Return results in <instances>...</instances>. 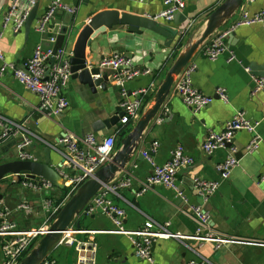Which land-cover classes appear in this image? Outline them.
Instances as JSON below:
<instances>
[{"label": "crops", "instance_id": "crops-1", "mask_svg": "<svg viewBox=\"0 0 264 264\" xmlns=\"http://www.w3.org/2000/svg\"><path fill=\"white\" fill-rule=\"evenodd\" d=\"M224 1L184 0L185 8L176 19L177 25L159 21L173 30H183L188 21L193 22V28L184 36L179 33L175 35L170 47L164 46V38L150 31L143 30L140 35H136L130 34L127 27H114L95 40L96 49L92 62L98 66L103 58L120 53L130 56L136 67L152 71V76H140L126 83L129 95L139 89H150L149 94H153L142 115L152 105L154 93L177 56L191 41L199 37L207 16ZM10 2L11 0H0L1 48L7 62L23 66L32 57L35 48L46 42V36L36 30V23L45 14L52 0L36 1L38 20L32 23L28 35H25L24 29L14 34L10 27H3V17ZM66 2L71 5L74 3L73 0ZM19 7L22 9L23 5ZM77 8L75 17L65 13L57 14L47 33V37L56 35L57 44L60 31L64 27L73 26V35L66 36L62 44L70 53L76 35L87 23L90 13L117 10L154 18L164 7L161 0H89L87 4L81 1ZM242 8L253 15L264 9V0H244ZM241 9L229 19L226 27L216 33L234 27L240 20ZM182 18L183 23H178ZM205 44L190 62L195 66L192 84L199 93L211 96L212 103L195 112L186 107L176 95H169L158 114L161 117L166 113L164 121H153L144 136L149 137L153 144H158L155 153L149 156L153 163L142 156L147 151L143 141L138 145L137 153L131 156L125 170L117 173L110 184L118 185L129 180V187L121 188L116 193L107 191L106 199L124 211L122 225L128 232L140 231L146 222L152 221L154 229L156 225L170 223L168 230L171 233L193 237L196 235L197 225L184 212L188 206L202 205L209 215L211 233L214 236L243 242L217 248L216 244L210 242L157 239L153 249L151 248L154 264H264V180L261 181L264 177V93L252 94L253 78L258 76L250 70V65H255L259 71H264V29L259 25L235 27L225 39V53L215 61L203 55ZM89 52L87 49L88 56L91 54ZM229 52L235 56V60L231 62L227 61ZM108 79L105 91L99 88L92 93L86 86L70 78L62 90V97L67 101L68 108L54 117L39 111L40 100L36 94L20 85L10 74H2L0 118L12 124H24L32 140L29 153L37 162L45 160L44 149L49 147L54 168L62 160L61 152L64 149L59 139L65 134L76 137L91 134L99 141L113 135L116 153L121 148V139L134 125L122 126L119 122L113 126L106 125L123 100L120 89L111 78ZM218 89L225 90L227 103L216 96ZM237 114H243L246 119L257 123L254 135L260 139V144L255 152L247 153L245 148L253 135L245 131L238 132L233 143L238 149V165L232 170L229 179L223 180L215 167L226 158L227 150L220 149L207 156L200 148L210 132H222L226 122ZM15 145L16 141H9L0 145V150H8L16 156ZM178 146L193 161L190 167L181 169L176 176V184L188 202L184 203L173 190L164 186H155L139 195L142 184L153 170L152 164L164 165ZM195 178L218 184L217 191L205 204L192 187V179ZM0 196V210L6 208L9 211L8 220L19 231L49 227L57 212L53 213V210L46 208L44 201H51L54 207L60 209L70 198L66 192L53 185L32 190L21 184L17 188L0 184ZM22 203L29 206L28 211L18 209ZM76 223L80 224V230L88 232L76 237L79 240L92 238L96 244L95 264H150L135 257L129 237L116 233L112 220L102 211L91 215L85 213ZM72 228L78 229L75 224ZM1 241L2 238L0 246ZM75 257L73 247L58 243L47 260L54 264H75ZM2 258L0 247V264Z\"/></svg>", "mask_w": 264, "mask_h": 264}, {"label": "built area", "instance_id": "built-area-1", "mask_svg": "<svg viewBox=\"0 0 264 264\" xmlns=\"http://www.w3.org/2000/svg\"><path fill=\"white\" fill-rule=\"evenodd\" d=\"M37 0H11L10 5L3 17V27H10L14 34H18L24 28V24L36 5ZM80 3L82 0H73ZM152 1V0H142ZM163 3V11L159 13L155 20L161 22H171L177 13H181L185 8L184 0H161ZM256 0H250L254 2ZM20 5L23 8L20 9ZM241 9V8H240ZM78 12L77 6H73L66 0H52L45 14L37 21L36 30L46 36V42L38 45L32 57L23 66H17L14 63L7 62L1 48L0 36V75L10 74L15 81L28 89L30 92L39 97V111L47 112L48 115L57 117L68 108L67 101L62 97V90L66 87L71 78L69 58L71 53L65 47L55 49L56 35L47 37L49 27L54 23L55 16L59 13H65L70 17H75ZM259 25L264 29V9L250 15L247 11L241 9L240 20L228 31L215 33L205 44L203 55L209 60L215 61L226 51L225 39L238 26ZM193 28V22L188 21L184 29L179 30L180 35ZM68 37V36H67ZM46 47H49L45 49ZM235 60L232 52L228 54V62ZM98 67L102 72L108 73L120 89L122 102L120 109L123 113L119 120L122 126L135 124L142 113L143 98L147 96L150 89H139L132 95H129L126 89V83L139 78L140 76H152L150 69H141L135 66V62L130 56L114 53L102 59ZM195 72V66L189 64L175 79L171 94L180 98L182 103L194 110L200 111L213 101L211 96L199 93L192 84V75ZM110 74V75H109ZM152 86V85H151ZM152 92V90H151ZM264 93V78H253L252 94ZM221 101L227 103L226 92L224 89L216 91ZM166 113L156 118V122L162 123ZM257 123L245 118L243 114H237L226 122L224 130L219 133L210 132L201 145V151L207 155H213L217 150L226 149L227 156L215 169L223 180L229 179L232 170L238 165L237 153L238 149L233 144L235 136L240 131H245L253 135L252 140L245 148L247 153L255 152L260 144V139L254 135ZM9 141H16L17 159L21 161L37 160L29 153L32 140L24 124H12L0 118V145ZM60 145L63 147L61 152V163L57 167L62 183L69 189V195L73 194L76 189L92 177L100 168L108 164L114 154L115 136H109L102 140H97L94 135L88 134L82 137H76L72 134H65L59 139ZM158 144L154 143L151 152L155 153ZM142 156L150 163L153 160L147 152H143ZM193 161L184 154L182 147L178 146L170 155V159L162 166L153 165V170L149 177L142 184L139 195L150 191L155 186H164L173 190L176 195L187 203L188 199L180 191L176 184V176L183 168L190 167ZM3 180H10L12 184L20 183L22 187L32 190H40L43 187L52 186L45 180L33 181L25 175H9ZM264 177H262V180ZM129 180L122 181L118 185L109 186L97 194L85 209L88 215L102 211L113 222L116 227V233L129 237L134 255L137 259L154 264L152 257V244L157 239H176L178 241L193 240L199 242H210L216 244L219 248L222 245L232 243H243L235 239H229L224 236H214L211 233L210 218L203 206H188L184 215L197 225L196 235L193 237H184L182 235L173 234L168 230L170 223L164 225H156L148 221L140 231L128 232L123 228L122 222L125 217L123 210L114 206L106 199V192L116 193L121 188L129 187ZM192 187L201 197L203 204L207 203L211 196L217 191L218 184L216 182L207 181L201 178L192 179ZM45 207L53 210V213L59 211V208L53 206L51 201H44ZM19 210L28 211L29 206L22 203L18 206ZM9 211L5 208L0 210V238L2 264H19L21 259L30 251L33 243L38 238L44 236L48 231V226L29 231H19L15 225L8 220ZM88 232L71 228L63 234L60 244L74 247L75 264H95L96 263V244L92 238L87 240H78L77 235H86ZM204 233V234H202ZM202 234V235H201ZM41 264H54L52 261L44 260ZM190 264H195L191 262Z\"/></svg>", "mask_w": 264, "mask_h": 264}, {"label": "water", "instance_id": "water-1", "mask_svg": "<svg viewBox=\"0 0 264 264\" xmlns=\"http://www.w3.org/2000/svg\"><path fill=\"white\" fill-rule=\"evenodd\" d=\"M87 4L89 0H82ZM244 0H225L207 18L203 31L194 41H191L184 50L177 56L173 64L168 69L162 83L154 93L152 105L144 111L139 120L134 124L132 130L120 141L121 148L113 154L111 160L100 168L92 177L82 183L72 196L65 202L56 217L48 227L47 233L42 236L34 247L21 259L19 264H41L47 259L50 252L58 245L63 234L68 232L73 225L80 228L77 220L85 215V209L95 196L102 190L109 188L114 176L125 170L126 165L135 155L138 145L145 142L146 152L152 155L153 143L149 137H144L147 129L156 120L159 112L162 110L175 79L190 64L193 56L199 49L221 28L226 27L228 21L237 10H239ZM74 1L73 6H78ZM37 7L31 10L25 24L24 32L28 35L30 27L35 20ZM87 23L80 29L74 40L71 56L69 58L71 79L77 80L81 85L86 86L92 93L97 89L106 90L109 82L108 75L102 72L100 68L93 63V53L96 49L95 40L100 35L106 34L108 30L114 27H127L130 34L140 35L143 30L150 31L164 38V46L170 47L179 29H169L161 22L149 16H138L130 13L119 12L117 10H105L99 13H90ZM180 17L177 13L172 23L177 25L176 19ZM182 18L178 23H183ZM167 22V23H171ZM73 26L64 27L60 31L55 49L61 48L66 36H72ZM49 47H46L47 49ZM89 49L90 56L86 54ZM90 57V58H88ZM252 74L264 78V71H259L255 65H250ZM47 113V112H44ZM123 113L118 107L115 114L108 119L106 125H115L119 122ZM63 136V135H62ZM45 160L42 162L21 161L17 158L12 159L13 154L8 150H0V182L9 175H25L33 181L45 180L54 187L63 190L65 185L58 174L57 168H54L50 159V148L44 149ZM0 196V200H1ZM78 239V238H77ZM79 240V239H78ZM154 243L152 244V249ZM74 249V247H73ZM151 249V250H152Z\"/></svg>", "mask_w": 264, "mask_h": 264}, {"label": "trees", "instance_id": "trees-1", "mask_svg": "<svg viewBox=\"0 0 264 264\" xmlns=\"http://www.w3.org/2000/svg\"><path fill=\"white\" fill-rule=\"evenodd\" d=\"M152 95H153V94H149L148 96H145V97L143 98V109H144V108L146 107V105L151 101ZM143 109H142V110H143ZM120 132H121V131H120ZM68 190H69V189H67V188L63 189V191L66 192L67 195H69V194H68V193H69ZM69 196H70V195H69ZM71 196H72V194H71ZM71 196H70V197H71ZM60 209H61V208H60ZM60 209H59V211H60ZM59 211H58V212H59ZM58 212H57V213H58ZM57 213H56V215H57ZM55 217H56V216H55ZM35 243H36V242H35ZM35 243H33V245L31 246V248H33V246L35 245Z\"/></svg>", "mask_w": 264, "mask_h": 264}, {"label": "rangeland", "instance_id": "rangeland-1", "mask_svg": "<svg viewBox=\"0 0 264 264\" xmlns=\"http://www.w3.org/2000/svg\"><path fill=\"white\" fill-rule=\"evenodd\" d=\"M15 158H16L15 153H13L12 159L14 160ZM0 184L1 185H3V184L8 185V187H10V188H17L20 185V184H16V185L12 184L10 180H3L0 182ZM61 191H63V190H61ZM39 239L40 238H38L37 241H39Z\"/></svg>", "mask_w": 264, "mask_h": 264}]
</instances>
